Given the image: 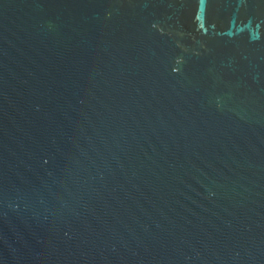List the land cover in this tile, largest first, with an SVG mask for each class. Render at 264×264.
Segmentation results:
<instances>
[{
  "label": "water",
  "instance_id": "water-1",
  "mask_svg": "<svg viewBox=\"0 0 264 264\" xmlns=\"http://www.w3.org/2000/svg\"><path fill=\"white\" fill-rule=\"evenodd\" d=\"M0 264H264V0H0Z\"/></svg>",
  "mask_w": 264,
  "mask_h": 264
}]
</instances>
